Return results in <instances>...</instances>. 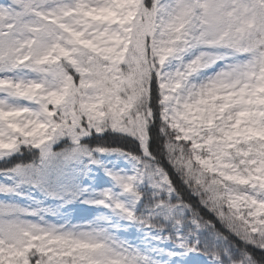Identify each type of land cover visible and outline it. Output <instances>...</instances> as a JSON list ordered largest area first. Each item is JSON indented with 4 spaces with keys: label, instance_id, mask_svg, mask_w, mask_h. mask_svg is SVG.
<instances>
[{
    "label": "snow or ice",
    "instance_id": "1",
    "mask_svg": "<svg viewBox=\"0 0 264 264\" xmlns=\"http://www.w3.org/2000/svg\"><path fill=\"white\" fill-rule=\"evenodd\" d=\"M0 161V264H264V0H0Z\"/></svg>",
    "mask_w": 264,
    "mask_h": 264
},
{
    "label": "rangeland",
    "instance_id": "2",
    "mask_svg": "<svg viewBox=\"0 0 264 264\" xmlns=\"http://www.w3.org/2000/svg\"><path fill=\"white\" fill-rule=\"evenodd\" d=\"M105 160L111 161L113 164H117V166L123 164V161L118 160V158L116 156H107V157H105ZM85 182L87 183L88 181H85ZM103 183H104L103 173L101 172L100 177L98 178V181H97V186H102ZM0 198H2V197H0ZM64 211L72 213L76 218H80V216H82V215L83 216L90 215V212L92 210L89 209V207L87 205L76 203V204L68 205Z\"/></svg>",
    "mask_w": 264,
    "mask_h": 264
},
{
    "label": "trees",
    "instance_id": "3",
    "mask_svg": "<svg viewBox=\"0 0 264 264\" xmlns=\"http://www.w3.org/2000/svg\"><path fill=\"white\" fill-rule=\"evenodd\" d=\"M105 141L110 145V146H122V147H127V148H132L134 149L136 146L135 144L130 140V139H121L119 136L117 135H110V134H105V137H104ZM91 143L95 144L97 143L98 141L93 138L91 141ZM30 157H28L27 154H25V157L23 158H20V157H13V161H15L16 159H28ZM13 161H10V162H13ZM5 162L4 161H1L0 162V166H4Z\"/></svg>",
    "mask_w": 264,
    "mask_h": 264
}]
</instances>
